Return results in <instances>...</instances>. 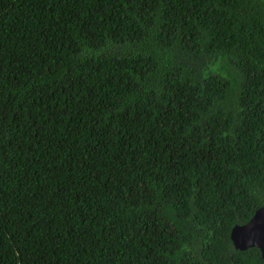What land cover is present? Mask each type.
<instances>
[{
	"label": "trees",
	"instance_id": "16d2710c",
	"mask_svg": "<svg viewBox=\"0 0 264 264\" xmlns=\"http://www.w3.org/2000/svg\"><path fill=\"white\" fill-rule=\"evenodd\" d=\"M264 0H0V264H261Z\"/></svg>",
	"mask_w": 264,
	"mask_h": 264
},
{
	"label": "water",
	"instance_id": "95a60500",
	"mask_svg": "<svg viewBox=\"0 0 264 264\" xmlns=\"http://www.w3.org/2000/svg\"><path fill=\"white\" fill-rule=\"evenodd\" d=\"M230 240L237 250L259 249L264 264V209L257 210L246 224L232 228Z\"/></svg>",
	"mask_w": 264,
	"mask_h": 264
}]
</instances>
